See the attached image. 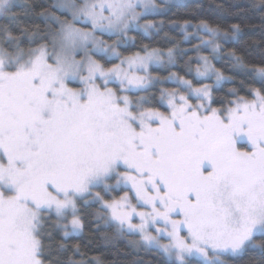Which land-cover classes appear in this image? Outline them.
Returning a JSON list of instances; mask_svg holds the SVG:
<instances>
[{
	"label": "rangeland",
	"instance_id": "rangeland-1",
	"mask_svg": "<svg viewBox=\"0 0 264 264\" xmlns=\"http://www.w3.org/2000/svg\"><path fill=\"white\" fill-rule=\"evenodd\" d=\"M182 1L57 0L70 19L23 50L3 26L24 0H0V264H42L44 223L81 234L79 201L98 203L134 249L178 264H224L264 235V99L210 106L224 36L165 24ZM149 29L172 44L123 52ZM188 50L191 76L177 66Z\"/></svg>",
	"mask_w": 264,
	"mask_h": 264
},
{
	"label": "trees",
	"instance_id": "trees-1",
	"mask_svg": "<svg viewBox=\"0 0 264 264\" xmlns=\"http://www.w3.org/2000/svg\"><path fill=\"white\" fill-rule=\"evenodd\" d=\"M12 10L17 15L16 20L3 27L18 40L23 50L50 44L62 23L70 19L66 12L58 8L57 0H24L21 6L16 4ZM159 16L165 24L192 23V26L185 27L191 40V32L195 31L206 36L208 30L213 28L223 34L222 49L213 59V67L218 75L207 85L210 106L229 108L233 102L254 98V92L264 99V0H184L171 4ZM200 25L208 28L206 33L198 29ZM182 27L176 26L173 33L180 35L183 33L179 30ZM151 32V29L146 31L147 34L135 32V44L121 47L123 52L129 54L142 51L143 46L168 47L172 44H166L159 34ZM0 43L9 48L6 42L0 40ZM192 52L188 50L177 63L180 73L187 76L191 75L182 66L192 67L195 64V59L190 57ZM95 57L105 66L117 60L106 61L103 55ZM192 81L197 83L194 76ZM192 100L196 101L197 98ZM204 101L207 102V98ZM147 106L167 110L158 101ZM170 112L172 109H169ZM174 122L169 125L175 126ZM78 204L81 234L65 236L64 231L53 223L39 226L37 251L42 264H178L156 249H134L124 234L108 221L106 211L98 203L83 205L79 201ZM253 244L255 246L246 247L237 256L225 255L224 264H264V235L252 237L250 246ZM186 264L204 263L191 258Z\"/></svg>",
	"mask_w": 264,
	"mask_h": 264
},
{
	"label": "flooded vegetation",
	"instance_id": "flooded-vegetation-1",
	"mask_svg": "<svg viewBox=\"0 0 264 264\" xmlns=\"http://www.w3.org/2000/svg\"><path fill=\"white\" fill-rule=\"evenodd\" d=\"M137 32H140V34H141L143 31L142 32L141 31H137Z\"/></svg>",
	"mask_w": 264,
	"mask_h": 264
}]
</instances>
